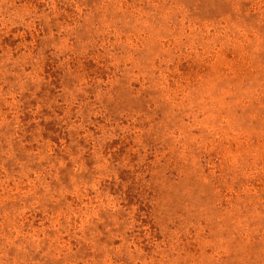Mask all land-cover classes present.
<instances>
[{"label":"rangeland","instance_id":"rangeland-1","mask_svg":"<svg viewBox=\"0 0 264 264\" xmlns=\"http://www.w3.org/2000/svg\"><path fill=\"white\" fill-rule=\"evenodd\" d=\"M0 264H264V0H0Z\"/></svg>","mask_w":264,"mask_h":264}]
</instances>
